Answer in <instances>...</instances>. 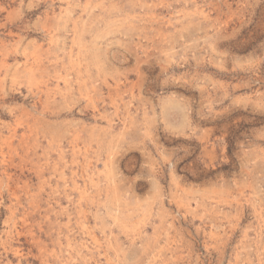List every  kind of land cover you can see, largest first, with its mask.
<instances>
[{
    "label": "rangeland",
    "instance_id": "rangeland-1",
    "mask_svg": "<svg viewBox=\"0 0 264 264\" xmlns=\"http://www.w3.org/2000/svg\"><path fill=\"white\" fill-rule=\"evenodd\" d=\"M0 264H264V0H0Z\"/></svg>",
    "mask_w": 264,
    "mask_h": 264
}]
</instances>
